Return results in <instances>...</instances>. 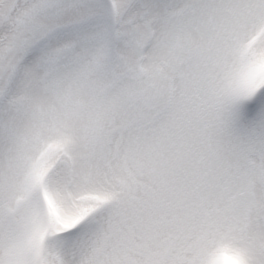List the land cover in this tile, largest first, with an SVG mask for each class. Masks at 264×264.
<instances>
[{"label":"snow or ice","instance_id":"6c2138e0","mask_svg":"<svg viewBox=\"0 0 264 264\" xmlns=\"http://www.w3.org/2000/svg\"><path fill=\"white\" fill-rule=\"evenodd\" d=\"M0 264H264V0H0Z\"/></svg>","mask_w":264,"mask_h":264}]
</instances>
